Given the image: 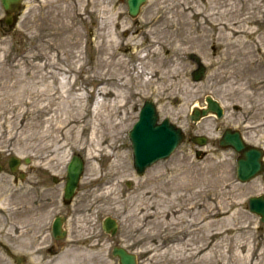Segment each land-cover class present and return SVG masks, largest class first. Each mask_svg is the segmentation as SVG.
Instances as JSON below:
<instances>
[{"label": "rangeland", "instance_id": "obj_1", "mask_svg": "<svg viewBox=\"0 0 264 264\" xmlns=\"http://www.w3.org/2000/svg\"><path fill=\"white\" fill-rule=\"evenodd\" d=\"M248 1L251 0H149L135 18L129 15L126 0L24 1L21 18L13 29L0 30L1 160L7 161L13 154L29 156L45 167L46 175L53 173L58 178L66 175L73 154L80 153L86 160L77 193V215L69 221L70 235L56 255L49 257L44 248H39L30 253L26 264H119L112 251L114 246L124 244L139 252L138 262L145 264L148 254L143 251L147 244L155 242L148 243L151 240L135 228L134 196L142 185L151 191L145 199L154 211L176 203L170 197L177 193L192 196L206 212L224 205L218 214L213 210V219L215 227L224 224L223 229H229L232 235L225 261L264 264L262 248H257L264 243V222L248 207L249 197L264 194V176L239 181L237 154L219 145L223 130L233 127L240 129L249 143L264 148L261 8L256 9L260 19L236 27L244 32L235 39L244 40V36V44L230 42L226 32L221 31L229 30L227 22L239 21L249 14ZM235 2L244 6L241 11L234 9ZM201 33L205 36L196 39ZM239 46L244 51L235 54ZM192 52L207 67L201 81L193 80L191 75L196 68L189 58ZM138 69L147 74L138 76ZM253 74L256 79L247 78ZM64 75L67 79L62 81ZM101 87L103 92L99 93ZM207 95L221 101L225 115L221 119L208 116L194 123L190 118L192 107L204 105ZM148 98L157 103L161 118H170L188 135H205L208 140L205 145L186 140L168 159L140 175L133 165L128 134ZM97 100L103 104L97 110L99 121L94 115ZM235 104L241 107L236 109ZM116 111V116H111ZM94 122L102 124L91 146ZM101 132L107 136L106 141L95 150L103 138ZM198 150L206 154L198 157ZM108 152L120 154L121 165L105 175L115 158L110 160ZM189 166V189L178 188L175 181L187 176ZM6 177L9 176L4 174L0 179L3 205L15 203L1 200L9 197V189L14 187ZM50 182L56 192L54 208L41 217L40 225H46L48 216L51 218L63 208L62 183L51 178ZM112 183L119 192L115 198L105 194ZM10 196L16 194L11 190ZM200 211L197 206L196 217ZM107 216L119 222L115 235L103 229ZM4 221L0 215V230ZM191 230L192 227L187 232ZM7 235L13 242H20L11 233ZM187 239L191 244L196 242L191 236ZM49 241L46 235L39 245ZM217 242H212L211 248ZM22 243L27 245V239ZM234 253L241 254L243 262H236ZM11 262L0 250V264Z\"/></svg>", "mask_w": 264, "mask_h": 264}, {"label": "bare ground", "instance_id": "obj_2", "mask_svg": "<svg viewBox=\"0 0 264 264\" xmlns=\"http://www.w3.org/2000/svg\"><path fill=\"white\" fill-rule=\"evenodd\" d=\"M240 3V2H239ZM250 3V5H249ZM239 5V4H238ZM236 5V2L233 4L234 9L236 8V11H241L243 9L242 6ZM247 7L251 9L248 15L242 16L239 21L235 22H227L226 28L229 30H221L225 31V38L229 39L230 42H245L244 40L237 38L238 41L235 39L237 34L240 32H244V30H237L236 27L239 26V24H247L252 23L256 21V19H262L264 18V0H251L250 2H247ZM261 8L262 15L261 17H256V9ZM197 13L201 14L200 11L197 10ZM245 14V13H244ZM241 16V15H240ZM186 31V30H184ZM205 36L204 33L198 34L196 36V39H201ZM235 39V41H234ZM263 41V39H262ZM264 45V43H263ZM264 47V46H263ZM241 50V47H237V49L234 50L235 54H239ZM241 51H244L242 49ZM264 50H262L263 52ZM264 53V52H263ZM147 74L145 70L138 69L137 75L143 76ZM248 79L254 80L256 79L255 74L248 75ZM67 79L66 75L63 76L62 81H65ZM62 87L65 86L64 82H62ZM126 83V82H125ZM250 87V86H249ZM103 87L99 89V93L103 92ZM106 92V91H105ZM109 94V92H107ZM96 101V108L94 110L95 118L98 117L100 114L98 110L99 107L103 106L102 102ZM98 105V106H97ZM105 105V104H104ZM114 108L117 105V102L113 103ZM116 112L111 113V116L115 115ZM263 119V116H262ZM97 121H99V118H97ZM109 122V121H107ZM102 123H100L101 125ZM100 125L99 122H94L93 127V136H95L91 140V146L93 145V141H95V138L99 137L100 134ZM102 134V132H101ZM102 139L99 141L97 146H95V150H98V147H101V143L106 141L105 138L107 136H104L102 134ZM98 141V140H97ZM113 144V143H112ZM110 144L109 146H112ZM90 146V147H91ZM107 152V150H106ZM92 151V148H90L89 156L92 158L94 157ZM110 160L113 159L112 165L107 171V174L109 175L113 173V170L115 168H119L121 165V155L114 153V152H108L106 153ZM190 168L191 166L187 167L185 170V173L187 176L182 177L180 179H177L176 186L178 188L184 187L188 188L190 186L189 180L191 178L190 176ZM140 182V181H138ZM109 184V183H107ZM141 189L138 194L134 196L135 199V205H134V213L133 215L136 218V224L135 228L136 230H139L142 232L147 239H150V242H155L152 245L147 244L145 250L143 252L148 254V258L146 260L145 264H229L226 260L227 254L229 253V246L228 242L231 240L232 235L230 236L228 233L230 232L229 229L225 228L224 224H222L220 227H215L214 219H213V210H215V214H218L222 211L224 208V205H218L214 207V209H209L208 212L203 210L202 205H199L195 199L192 196H184L181 193L175 194L173 198L170 197V201L174 202L176 200V203L171 204L168 208L162 209L160 211H154L153 207H148V203H146L145 196H147L151 191L146 190L144 186H139ZM106 195H112L115 198V195L119 194V192L116 189V183H112V185L107 188V191L105 192ZM156 195V193H154ZM200 206L201 211L197 214L198 217H196L194 210L196 207ZM149 220V224L146 222ZM181 224L178 227H175L177 225ZM192 227L193 230H191V233L187 232L188 228ZM162 232V235H159V232ZM188 236H191V238L195 239L196 242L194 244H191V242L187 239ZM157 238H162L163 240L161 242H156ZM215 240H219L216 244H214V247H212V242ZM172 242V243H170ZM149 245V246H148ZM121 247L125 248L127 251L134 253L137 256V253L133 252L131 247L129 245H120ZM240 247V246H239ZM255 248V247H254ZM257 248L259 250H262V253H264V243L261 245L258 244ZM257 250V249H256ZM71 251V250H70ZM236 256V262L240 261L243 262V257L239 253H234Z\"/></svg>", "mask_w": 264, "mask_h": 264}, {"label": "water", "instance_id": "obj_3", "mask_svg": "<svg viewBox=\"0 0 264 264\" xmlns=\"http://www.w3.org/2000/svg\"><path fill=\"white\" fill-rule=\"evenodd\" d=\"M7 10L13 9L19 5L21 0H2ZM148 0H127L129 14L136 17L141 12V7ZM198 64V69L193 72L195 80L204 77L206 67L201 59L196 55H191ZM207 107H195L191 114V119L195 122L210 113H216L218 117L223 116V108L221 104L212 96L206 97ZM159 113L157 107L152 100H146L143 105L139 120L129 132L132 142L134 165L138 173L143 174L147 167L159 159L167 158L174 150L184 141L185 133L183 129L171 122L168 118L161 123L158 122ZM193 140L203 145L207 142L205 136H194ZM224 148L232 147L239 152L237 160L238 177L242 181H247L257 174L264 173V162L262 161V149L253 148L247 145L239 130L226 129L219 141ZM16 156H12L10 163L14 168L16 164ZM84 169L83 159L75 155L69 165L67 182L65 187V198L71 199L78 187L81 173ZM1 170V166H0ZM251 210L260 214L264 221V196L250 198ZM104 229L107 232L115 234L117 231V222L108 217L104 220ZM61 230V220H57L54 224V233L58 236ZM113 254L119 257L120 264H137V257L133 253H129L125 248L115 246ZM21 264V259H18Z\"/></svg>", "mask_w": 264, "mask_h": 264}, {"label": "flooded vegetation", "instance_id": "obj_4", "mask_svg": "<svg viewBox=\"0 0 264 264\" xmlns=\"http://www.w3.org/2000/svg\"><path fill=\"white\" fill-rule=\"evenodd\" d=\"M24 1L21 2L16 10L6 12L2 9L3 11L0 15L1 31L13 29L14 25L21 18L25 5ZM15 162V170L11 168L9 158L7 161L1 162L2 171L0 172V179L4 174L9 176L6 177V180L14 184V187L9 189V194L11 195L12 190L16 196H3L1 199H8L7 202L14 201L15 203L5 205L0 203V215L5 217L2 227L3 231L0 230V250L12 259L11 264H17L15 255L21 257L24 260V264H26L27 257H30V253L34 250L44 248L45 255L49 257L56 255L61 250L63 241L70 235L69 221L73 216L77 215L72 209L75 207L74 204L76 203V199H78V195L75 197L74 204L66 203L62 196L63 208L58 213H53L51 218V215L48 216L46 225L44 223L40 225L41 217L44 218L49 209L53 210L54 208L56 192L55 188L51 186L50 178L55 182V176L53 173L46 175L45 167L38 166L37 161L32 157L23 156ZM63 179L59 178L58 183L61 181L63 185ZM15 198L16 201L14 200ZM57 215L63 221L61 228V234L64 235L63 238H57L54 235L53 224ZM7 233L18 237L20 242L17 240L15 243L8 239ZM46 235L50 237V241L43 246L39 245L42 238H45ZM25 239H27V245H23L22 243ZM39 263H42L41 260H39Z\"/></svg>", "mask_w": 264, "mask_h": 264}]
</instances>
